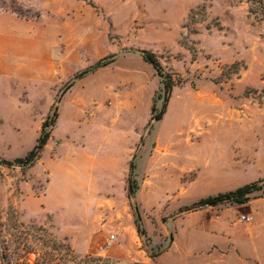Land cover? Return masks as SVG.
I'll use <instances>...</instances> for the list:
<instances>
[{"label": "rangeland", "instance_id": "374dc122", "mask_svg": "<svg viewBox=\"0 0 264 264\" xmlns=\"http://www.w3.org/2000/svg\"><path fill=\"white\" fill-rule=\"evenodd\" d=\"M139 50L183 81L152 127ZM54 105L35 166L0 165V225H24L29 264H264V195L195 207L264 179V0H0V158Z\"/></svg>", "mask_w": 264, "mask_h": 264}, {"label": "trees", "instance_id": "16d2710c", "mask_svg": "<svg viewBox=\"0 0 264 264\" xmlns=\"http://www.w3.org/2000/svg\"><path fill=\"white\" fill-rule=\"evenodd\" d=\"M139 54L142 60L153 68L160 83L159 90L155 93L151 106L149 125L152 127L154 123L162 121L167 112V107L172 97L174 87L182 84L183 81L181 78L178 79L175 74L167 72L155 53L149 50H139ZM111 63H113L112 59L99 61L94 67L89 68L74 77L69 83L68 88L72 87L77 79L93 73L100 68H104ZM159 101L161 103L160 107L157 106ZM58 118L59 109L57 105H54L53 110L50 111L42 123L40 134L36 139L34 147L28 151L24 157L16 158L13 161L0 158V165L7 167L19 165L22 170L34 167L36 162L41 158L42 152L51 138L52 129L56 125ZM140 141L141 143L144 141L143 136L140 138ZM134 170L135 163L132 160L129 164V178L127 182V198L129 201L134 200L139 191L138 183L135 180ZM254 193H261L264 195V179H259L250 184H246L233 191L220 193L216 196L202 199L195 207H216L224 203L245 204ZM134 217V223L138 235H144L145 231L141 224L142 218L137 208L135 209ZM23 229L24 225L15 219H8L7 223L0 225V264H29L30 260L27 255L32 253V247L28 246L26 250L24 249L26 255L19 252L20 245L25 247V244L20 241V234Z\"/></svg>", "mask_w": 264, "mask_h": 264}, {"label": "built area", "instance_id": "2783aa9c", "mask_svg": "<svg viewBox=\"0 0 264 264\" xmlns=\"http://www.w3.org/2000/svg\"><path fill=\"white\" fill-rule=\"evenodd\" d=\"M114 238V236H111V240ZM106 246H110L111 245V242L109 241V242H107L106 244H105Z\"/></svg>", "mask_w": 264, "mask_h": 264}]
</instances>
